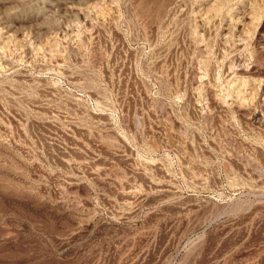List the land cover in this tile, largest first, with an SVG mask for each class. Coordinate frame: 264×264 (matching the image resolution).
Wrapping results in <instances>:
<instances>
[{
  "label": "rangeland",
  "instance_id": "374dc122",
  "mask_svg": "<svg viewBox=\"0 0 264 264\" xmlns=\"http://www.w3.org/2000/svg\"><path fill=\"white\" fill-rule=\"evenodd\" d=\"M0 264H264V0H0Z\"/></svg>",
  "mask_w": 264,
  "mask_h": 264
},
{
  "label": "bare ground",
  "instance_id": "6f19581e",
  "mask_svg": "<svg viewBox=\"0 0 264 264\" xmlns=\"http://www.w3.org/2000/svg\"><path fill=\"white\" fill-rule=\"evenodd\" d=\"M225 10V9H224ZM221 13V12H220Z\"/></svg>",
  "mask_w": 264,
  "mask_h": 264
}]
</instances>
